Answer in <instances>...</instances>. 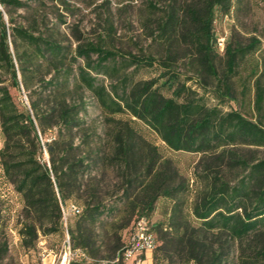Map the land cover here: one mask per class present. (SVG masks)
<instances>
[{
    "label": "trees",
    "instance_id": "1",
    "mask_svg": "<svg viewBox=\"0 0 264 264\" xmlns=\"http://www.w3.org/2000/svg\"><path fill=\"white\" fill-rule=\"evenodd\" d=\"M234 1L173 0L166 18L164 7L145 25L158 55L129 54L119 68L110 33L108 41L73 48L64 22L47 19L43 0H0V168L23 202L22 247L59 233L62 207L74 201L81 211L68 228L69 246L81 257L69 264H123L127 242L119 233L129 240L140 219L156 244L152 264H264V158L253 154L264 148V127L195 98L176 71L181 53L219 105L236 100L237 80L241 97L253 80L260 110L264 72L258 61L249 64L264 55L262 42L233 33L217 51L214 16L229 14ZM149 6L155 15L156 4ZM245 65L248 79L240 76ZM147 68L155 77L135 81ZM99 76L116 83L106 87ZM12 90H23L27 104H17ZM85 92L104 117L106 144L86 119ZM122 114L128 120L115 118ZM139 122L172 151L200 155L194 188L141 135ZM107 171L119 183L104 190ZM161 200L165 221L152 226ZM6 255L0 235V264Z\"/></svg>",
    "mask_w": 264,
    "mask_h": 264
},
{
    "label": "rangeland",
    "instance_id": "2",
    "mask_svg": "<svg viewBox=\"0 0 264 264\" xmlns=\"http://www.w3.org/2000/svg\"><path fill=\"white\" fill-rule=\"evenodd\" d=\"M29 1V0H24ZM45 7L43 9L50 20V23H58L59 19L64 22L62 29L66 30L73 48L78 44L97 43L108 41V34L112 35L111 43L114 47V53L117 55L115 62H118L119 68L123 67L121 57L127 58L129 54L134 56L155 54L158 50L151 46L150 24L152 20L161 16V9L165 7V18L173 7V0H43ZM180 0H176L179 2ZM156 4L159 9L155 15L152 14L149 4ZM22 20V19H19ZM145 25L147 28H145ZM109 30H111L109 32ZM213 32L216 38H223L225 43L229 40L231 34L236 33V38L248 42L250 37H256L263 44L264 49V0H235L229 14L221 15L216 13L213 21ZM259 55V54H258ZM256 55L251 64L256 61L260 63V70L264 72V55ZM180 60L176 66V71L181 78V82L190 87L196 93L195 98L202 97L208 106H219L223 111L236 110L246 119L258 123L264 127V102L260 110L255 109V89L253 80L247 83V93L241 97V82L237 80L236 100L219 105L209 92H204L199 86V81L195 78L193 68L187 57L179 54ZM113 64V63H112ZM111 64V66H112ZM249 65H245L240 76L243 79L248 77L250 72ZM262 65V66H261ZM131 70V69H129ZM122 71V70H121ZM121 75V74H120ZM119 75V77H120ZM156 75L155 68L142 69L135 74L134 80H149ZM106 87L116 83V79L110 80L105 76H99ZM248 79V78H247ZM17 104H27V98L23 90L17 92L11 91ZM86 119L89 124L95 125L101 134L103 142L107 143V125L104 123V117L98 107L95 99L89 92L83 95ZM116 119L128 120L127 114L115 116ZM136 128L141 135L151 144L158 148L163 158L171 159L177 167L180 175L189 180L194 188V173L197 171L200 155L186 152H174L169 149L159 137L142 123H137ZM49 133L46 138H49ZM3 144V137L0 131V148ZM257 158H264V148L253 152ZM47 155L43 154V159L47 161ZM104 190L110 188L111 181L118 182L111 171L104 172L103 176ZM70 204L81 210V205L69 201L63 206L64 211H68ZM23 202L21 197L13 190V187L7 183L2 175L0 168V235L3 242L7 245V255L1 264H61L65 255L68 253L66 236L68 228L75 221V217L68 215L66 225L61 224V231L52 235H39L32 248L21 246V240L18 235L20 221L22 220ZM165 201H159L156 210L151 218L152 226L160 221H165ZM115 215V214H112ZM107 224H111L109 218ZM111 228V227H108ZM123 241L128 243L127 235L124 231L119 233ZM69 237V235H68ZM156 246V244H155ZM70 248V246H69ZM71 251V250H70ZM233 252L232 256L235 257ZM81 252L71 253V260L79 259ZM144 260L140 264H152V253L142 255ZM128 264V263H123ZM135 264V263H133ZM161 264H167L162 262ZM179 264V263H176Z\"/></svg>",
    "mask_w": 264,
    "mask_h": 264
},
{
    "label": "built area",
    "instance_id": "3",
    "mask_svg": "<svg viewBox=\"0 0 264 264\" xmlns=\"http://www.w3.org/2000/svg\"><path fill=\"white\" fill-rule=\"evenodd\" d=\"M220 38V37H219ZM225 41L220 38V45H217V51L222 53L224 51ZM81 210L74 206V211H64L62 207V222L66 225L67 216L70 214L75 216ZM149 224L146 220H138L134 227L131 236L129 237L128 243L122 252V258L125 263L128 264H140L142 262L141 256L147 253H152L155 249L154 237L150 234ZM66 243L68 246V253L65 255V263L69 264L71 261V251L69 248V237L66 236Z\"/></svg>",
    "mask_w": 264,
    "mask_h": 264
},
{
    "label": "bare ground",
    "instance_id": "4",
    "mask_svg": "<svg viewBox=\"0 0 264 264\" xmlns=\"http://www.w3.org/2000/svg\"><path fill=\"white\" fill-rule=\"evenodd\" d=\"M218 43H219V45H220V39H218ZM77 208V207H76ZM67 211V210H66ZM68 211H74V206L73 205H70L69 207H68ZM154 245H155V241H154ZM65 263V257H64V260H63V262L61 263V264H64Z\"/></svg>",
    "mask_w": 264,
    "mask_h": 264
},
{
    "label": "crops",
    "instance_id": "5",
    "mask_svg": "<svg viewBox=\"0 0 264 264\" xmlns=\"http://www.w3.org/2000/svg\"><path fill=\"white\" fill-rule=\"evenodd\" d=\"M150 262L152 263V260H150Z\"/></svg>",
    "mask_w": 264,
    "mask_h": 264
}]
</instances>
